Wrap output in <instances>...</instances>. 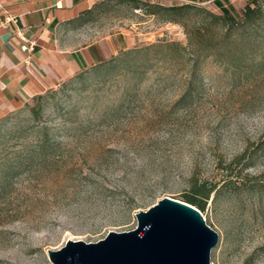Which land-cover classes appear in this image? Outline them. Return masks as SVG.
I'll return each instance as SVG.
<instances>
[{
	"label": "rangeland",
	"instance_id": "1",
	"mask_svg": "<svg viewBox=\"0 0 264 264\" xmlns=\"http://www.w3.org/2000/svg\"><path fill=\"white\" fill-rule=\"evenodd\" d=\"M251 1L227 9L241 20ZM186 5L105 0L79 33H126L130 49L192 34L205 53L193 79L187 58L122 51L0 123V264H53L69 240L135 230L137 213L193 183L213 190L211 264H264V16L232 26L218 7Z\"/></svg>",
	"mask_w": 264,
	"mask_h": 264
},
{
	"label": "crops",
	"instance_id": "2",
	"mask_svg": "<svg viewBox=\"0 0 264 264\" xmlns=\"http://www.w3.org/2000/svg\"><path fill=\"white\" fill-rule=\"evenodd\" d=\"M105 0H0V16H19L18 27L32 51H23L24 41L16 27L0 28V123L32 105L46 92L88 71L120 52L135 39L126 33L83 42L79 19ZM184 4H209L227 8L235 0H165ZM61 3L62 8H57Z\"/></svg>",
	"mask_w": 264,
	"mask_h": 264
},
{
	"label": "water",
	"instance_id": "3",
	"mask_svg": "<svg viewBox=\"0 0 264 264\" xmlns=\"http://www.w3.org/2000/svg\"><path fill=\"white\" fill-rule=\"evenodd\" d=\"M138 226L110 232L97 243L69 240L48 251L53 264H211L219 234L202 212L185 201L165 197L136 214Z\"/></svg>",
	"mask_w": 264,
	"mask_h": 264
},
{
	"label": "trees",
	"instance_id": "4",
	"mask_svg": "<svg viewBox=\"0 0 264 264\" xmlns=\"http://www.w3.org/2000/svg\"><path fill=\"white\" fill-rule=\"evenodd\" d=\"M99 5H97L94 9L86 13L83 17L79 19V21L83 22L87 18L91 17L96 11V9H98ZM192 5L194 4H187L186 6H192ZM218 8L222 11L223 18L226 19L228 23L231 24L232 26H238V25L240 26L241 24H247L251 28H254L257 27L260 23L259 21L260 18L258 19V17L264 16V8L260 5L259 0H252L247 4L244 11V15L241 18V20L237 19V17L234 16L229 9L220 6ZM174 10H182V9L178 8ZM197 35L201 36V38L204 37V33L199 32ZM194 38L195 37L192 36V34H189V43L187 45L176 41H161L159 43L148 45L142 48L129 49L123 51L121 53V57L122 56L129 57L130 55L139 54V53L150 54L151 51L156 50L163 53V59H162L163 62H167L171 59H177L179 57H181V59L187 58L188 63L192 64L191 66L192 69L190 70V74H191L190 78L193 79L196 75V71L198 69L200 59L201 57H203L202 54H205L203 53L200 44L194 41ZM209 54L210 53H208V55ZM119 59L120 57L115 56L109 59L108 61L102 63L101 65L105 63H112L114 61H118ZM147 62L145 63L146 66L148 64ZM36 99L39 100L40 102L44 99V95H40ZM31 109L34 113H36L38 110L37 105L33 106ZM40 132H44L45 136L42 137V139L39 142L44 144L48 148L52 149L51 138L49 137L51 129L46 126L39 127V133ZM205 189L206 186L204 184L193 183L192 186L190 187L189 192L184 195L183 201L190 203L191 205H194L201 212H204L206 209V203L208 199H210V194L213 192L212 189L208 191H205Z\"/></svg>",
	"mask_w": 264,
	"mask_h": 264
},
{
	"label": "built area",
	"instance_id": "5",
	"mask_svg": "<svg viewBox=\"0 0 264 264\" xmlns=\"http://www.w3.org/2000/svg\"><path fill=\"white\" fill-rule=\"evenodd\" d=\"M62 4L58 3L57 8H62ZM18 22H19V16L18 15H13V14H5L0 16V28H10L12 26L18 27ZM16 36L20 37L24 41V45L22 46L23 51H32L33 50V43L29 45L28 41L25 39L23 36V31L20 30L19 28L16 29L15 31Z\"/></svg>",
	"mask_w": 264,
	"mask_h": 264
}]
</instances>
